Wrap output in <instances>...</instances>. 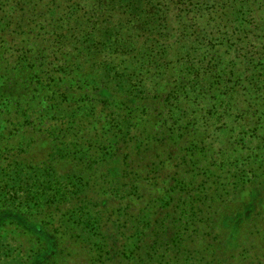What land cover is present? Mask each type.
Instances as JSON below:
<instances>
[{"label": "trees", "instance_id": "1", "mask_svg": "<svg viewBox=\"0 0 264 264\" xmlns=\"http://www.w3.org/2000/svg\"><path fill=\"white\" fill-rule=\"evenodd\" d=\"M0 264H264V0H0Z\"/></svg>", "mask_w": 264, "mask_h": 264}, {"label": "rangeland", "instance_id": "2", "mask_svg": "<svg viewBox=\"0 0 264 264\" xmlns=\"http://www.w3.org/2000/svg\"><path fill=\"white\" fill-rule=\"evenodd\" d=\"M245 208H246V210H249V209H251V206H247V204H245ZM226 253H223V252L221 253V258L222 259H223V257H227V255H225Z\"/></svg>", "mask_w": 264, "mask_h": 264}]
</instances>
